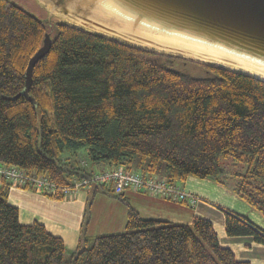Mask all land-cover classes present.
<instances>
[{
  "label": "trees",
  "instance_id": "16d2710c",
  "mask_svg": "<svg viewBox=\"0 0 264 264\" xmlns=\"http://www.w3.org/2000/svg\"><path fill=\"white\" fill-rule=\"evenodd\" d=\"M51 24L0 0V164L48 178L56 185L50 197L64 200L65 188L98 173L63 157L84 148L95 163L163 175L173 185L190 176L212 180L264 216V82ZM46 34L51 47L26 92L29 61ZM177 62L208 75L180 71ZM87 189L75 250L39 222L21 224L1 191L0 264H251L220 245L207 219H146L113 183ZM98 193L128 207L124 232L86 235ZM225 226L228 236L264 244V232L232 212L225 211Z\"/></svg>",
  "mask_w": 264,
  "mask_h": 264
},
{
  "label": "water",
  "instance_id": "95a60500",
  "mask_svg": "<svg viewBox=\"0 0 264 264\" xmlns=\"http://www.w3.org/2000/svg\"><path fill=\"white\" fill-rule=\"evenodd\" d=\"M48 21L264 82V0H36ZM52 43L30 59L36 64Z\"/></svg>",
  "mask_w": 264,
  "mask_h": 264
},
{
  "label": "crops",
  "instance_id": "0c3cea01",
  "mask_svg": "<svg viewBox=\"0 0 264 264\" xmlns=\"http://www.w3.org/2000/svg\"><path fill=\"white\" fill-rule=\"evenodd\" d=\"M107 169L111 168L104 165L95 172ZM178 186L190 194L186 199L187 203L170 196L133 190H128L123 195L131 207L146 219L179 224H191L196 217L207 219L213 224L220 245L231 250L238 261L264 264V244L257 243L252 236H228L225 226V211H229L264 232L262 213L230 189L209 179L190 176ZM3 190L7 193L8 203L19 210L21 224L39 222L50 234L61 238L70 250L78 247L89 197L87 188L77 190L64 200L52 199L32 189L10 186L0 180V192ZM127 222L128 207L117 198L98 193L89 209L86 235L94 237L121 233L126 230Z\"/></svg>",
  "mask_w": 264,
  "mask_h": 264
},
{
  "label": "built area",
  "instance_id": "2783aa9c",
  "mask_svg": "<svg viewBox=\"0 0 264 264\" xmlns=\"http://www.w3.org/2000/svg\"><path fill=\"white\" fill-rule=\"evenodd\" d=\"M0 180L9 183L10 186L32 189L46 196L56 192V185L48 178L37 177L16 166L0 164ZM109 183L114 184L116 195L133 190L151 195L170 196L180 201L190 197V194L186 193L180 186L170 184L165 177L155 178L136 171H127L123 167L98 172L91 179L74 181L70 187L64 189L63 195L66 198L82 188Z\"/></svg>",
  "mask_w": 264,
  "mask_h": 264
},
{
  "label": "rangeland",
  "instance_id": "374dc122",
  "mask_svg": "<svg viewBox=\"0 0 264 264\" xmlns=\"http://www.w3.org/2000/svg\"><path fill=\"white\" fill-rule=\"evenodd\" d=\"M15 4L19 5L22 7L24 10L32 14L33 16L43 20L47 26H51L52 24L48 21L47 13L43 8L40 7L38 2L36 0H11ZM51 32H53V29H51ZM176 69L189 73L194 76H207L208 71L206 68L198 65H194L191 63H183V62H177L175 65ZM73 154V155H72ZM74 157L78 158L82 164V166L87 169L88 171H97L100 170L104 167V164L101 163H95L93 162L89 155L87 149H80L77 151H72V150H66L63 154V157ZM83 189V188H82Z\"/></svg>",
  "mask_w": 264,
  "mask_h": 264
}]
</instances>
